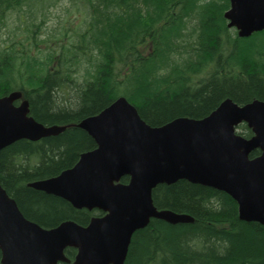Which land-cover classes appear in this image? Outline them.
I'll use <instances>...</instances> for the list:
<instances>
[{
	"label": "trees",
	"instance_id": "16d2710c",
	"mask_svg": "<svg viewBox=\"0 0 264 264\" xmlns=\"http://www.w3.org/2000/svg\"><path fill=\"white\" fill-rule=\"evenodd\" d=\"M229 8V0H0V98L21 91L38 122L68 126L0 152L1 184L28 220L48 229L89 223L91 213L28 185L93 150L71 125L119 97L152 127L205 118L228 98L264 101V31L240 38ZM238 130L252 136L245 124ZM153 202L195 222L151 220L134 234L126 264H264V226L241 221L228 194L181 180L159 185Z\"/></svg>",
	"mask_w": 264,
	"mask_h": 264
},
{
	"label": "water",
	"instance_id": "95a60500",
	"mask_svg": "<svg viewBox=\"0 0 264 264\" xmlns=\"http://www.w3.org/2000/svg\"><path fill=\"white\" fill-rule=\"evenodd\" d=\"M229 2L224 17L240 38L264 31V0ZM243 123L252 137L237 133ZM71 126L85 131L96 148L82 153L72 168L29 187L62 198L77 210L96 209L105 215L86 226L66 220L44 228L23 215L0 182V264H125L134 234L151 220L195 222L190 215L154 205L153 191L159 185L181 180L228 194L241 221L264 226V101L239 105L228 98L205 118L181 117L152 127L119 97ZM67 128L38 122L21 91L0 98V152ZM256 151L260 154L251 158ZM125 176L129 183H120ZM70 248L77 250L73 262L65 255Z\"/></svg>",
	"mask_w": 264,
	"mask_h": 264
},
{
	"label": "flooded vegetation",
	"instance_id": "af4514ba",
	"mask_svg": "<svg viewBox=\"0 0 264 264\" xmlns=\"http://www.w3.org/2000/svg\"><path fill=\"white\" fill-rule=\"evenodd\" d=\"M96 148V147H95ZM94 148V149H95ZM260 154V153H259ZM258 156V155H257ZM257 156H255V157H257ZM58 176V175H57ZM54 177H56V176H54ZM125 177H128V176H125ZM51 178H53V177H51ZM124 178V177H123ZM122 178V179H123ZM129 178V177H128ZM47 179H49V178H47ZM122 179L120 180V183H122V184H128L129 183V180H128V182L127 183H123L122 182ZM45 180V179H44ZM38 181H40V180H38ZM1 182V181H0ZM33 183V182H32ZM30 184V183H29ZM2 185V184H1ZM3 187V186H2ZM28 187H29V185H28ZM33 189V188H32ZM35 190V189H34ZM37 191V190H36ZM41 192V191H40ZM44 193V192H43ZM46 194V193H45ZM48 195V194H47ZM54 196V195H53ZM56 197V196H55ZM62 199V198H61ZM64 200V199H63ZM65 201V200H64ZM67 202V201H66ZM69 203V202H68ZM70 204V203H69ZM71 205V204H70ZM72 206V205H71ZM73 207V206H72ZM74 208V207H73ZM75 209V208H74ZM75 210H77V209H75ZM84 211H86V212H88V213H91V218H90V220L93 218V217H102V216H104L105 215V213H102L101 211H99V210H96V209H94V210H92V211H89V210H86V209H83ZM83 210H77V211H83ZM90 220H89V222H90ZM66 221V220H65ZM89 224V223H88ZM87 224V225H88ZM80 225V224H79ZM133 240V239H132ZM130 250V249H129ZM76 254H77V252H76ZM65 255H66V253H65ZM76 256V255H75ZM66 257H67V255H66ZM128 258V257H127ZM70 259V258H69ZM71 261H73L74 260V258L73 259H70ZM0 261H1V253H0ZM59 264H67V263H59ZM126 264V263H125Z\"/></svg>",
	"mask_w": 264,
	"mask_h": 264
},
{
	"label": "rangeland",
	"instance_id": "374dc122",
	"mask_svg": "<svg viewBox=\"0 0 264 264\" xmlns=\"http://www.w3.org/2000/svg\"><path fill=\"white\" fill-rule=\"evenodd\" d=\"M56 22H57L56 20H51V21H50V24L53 26V25L56 24Z\"/></svg>",
	"mask_w": 264,
	"mask_h": 264
}]
</instances>
